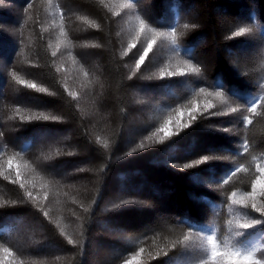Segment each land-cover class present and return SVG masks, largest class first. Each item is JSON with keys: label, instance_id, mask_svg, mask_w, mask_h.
<instances>
[{"label": "trees", "instance_id": "obj_1", "mask_svg": "<svg viewBox=\"0 0 264 264\" xmlns=\"http://www.w3.org/2000/svg\"><path fill=\"white\" fill-rule=\"evenodd\" d=\"M0 2L5 4H0V55L5 58L0 62V219L12 222V217L19 220L20 214L30 216L41 226V230L36 227L41 231L37 232L39 243L60 249L59 264H123L140 248L145 249L140 264H198L202 253L178 243L193 229L215 231L221 252L226 250V243L231 249L237 240L248 245L260 238L264 223L249 230L237 225L248 219L245 212L264 217L239 205L230 213L227 197L237 192L239 199L240 193L251 191V182L259 175L256 167L264 164V108L244 112L251 125L242 123V117L235 113L218 117L201 113L208 102L228 112L230 107L245 106L264 95V0ZM125 3L133 7L122 8ZM191 5L195 17L186 11ZM242 11L244 18L236 19ZM137 17L159 31L176 27L183 33L178 37L179 54L168 42L158 41L136 69V60L146 46H140L139 51L128 50L129 43H137ZM185 23L194 27L186 29ZM61 26L67 39L60 35ZM240 27H252L253 31L232 37ZM249 39L257 41L259 51L253 57L240 58L236 47ZM202 41L206 43L202 53L208 57L196 56ZM125 51L128 54L122 55ZM189 54L201 69L199 75L161 76L162 69L185 70L182 61ZM63 68L68 76L61 73ZM13 72L48 91L37 92L18 84ZM183 81L187 82L181 92L168 96L163 103L155 101L146 115L136 109V101L148 100L144 89L165 91ZM228 83L236 89L226 88ZM200 88L208 93L225 92L228 104L222 105L218 98L205 93L197 95ZM69 92H75L76 97ZM192 102L200 106L194 122L189 119ZM176 108L184 113L180 121L188 123L187 128L176 124L172 116ZM42 109L58 119H23ZM170 116L168 127L173 135L160 140L164 133L157 130ZM214 123L221 125L215 129ZM52 131L60 132V139L46 149L39 141ZM97 137L106 140L108 147ZM17 139L20 142L16 143ZM245 143L247 153L243 151ZM140 144L145 147L140 148ZM206 155L227 159L182 168L183 163ZM8 157L21 165L24 188L11 182L15 172L7 168ZM241 164L251 171L237 173L222 188L216 186ZM61 166L75 172L68 176L60 171ZM122 185L140 192H125L115 209L113 190ZM34 188L46 192L37 196L43 198L41 203L34 196L36 205L25 195L26 191L34 193ZM50 194L55 199L51 200ZM107 198L112 199L109 204L104 202ZM121 201L135 203L125 206ZM256 203L264 204V197L258 196ZM38 204L41 209L35 207ZM164 214L168 217L157 218ZM107 227L121 234L120 242L108 238ZM9 231L1 222L0 244L11 245ZM236 231H247V235L236 237ZM69 239L73 243H68ZM50 249L40 246L26 250L34 256L52 258L55 254Z\"/></svg>", "mask_w": 264, "mask_h": 264}, {"label": "snow or ice", "instance_id": "obj_2", "mask_svg": "<svg viewBox=\"0 0 264 264\" xmlns=\"http://www.w3.org/2000/svg\"><path fill=\"white\" fill-rule=\"evenodd\" d=\"M101 3L104 2V0H100ZM133 7L132 4L125 3L122 5V8L124 9H131ZM113 15H119V13H113ZM61 17L63 18V13H61ZM139 20V28L136 32V41L137 43H129L128 44V50H131L133 48H136L137 51L140 50V46L146 43V46H143L142 54L139 55V58L136 60V69H140L141 65L144 64L146 57L149 56V53L153 51L154 45H156L159 42H168V44L171 45L172 51L179 54V45H178V37L183 35V33H178L176 30V27H171L169 31H159L157 27L150 26L149 23H147L144 19ZM91 23V22H89ZM93 27H96V25H92ZM194 27V25H189L185 23L183 25L184 28ZM252 27H240L238 31H235L231 34L232 37H239L243 35L244 33L252 32ZM143 34V39H142ZM60 35L64 36L65 39H67V34L64 31L63 26H61ZM231 38V37H230ZM70 43V41H69ZM57 53L54 51L52 53L53 56H55ZM127 51L122 53V55H127ZM182 63L185 66V70H180L177 72H165L163 69L161 70V76H167V77H173L176 75L179 76H185V75H199L201 73V69L197 67L195 64L192 63V57L189 54L188 59H185L182 61ZM87 75V73H86ZM13 78L16 80L18 84L24 85L28 88L35 89L37 92H47L48 90L44 87H41L37 85L36 83H33L31 81H26L21 79L18 75H16L15 72L12 73ZM262 88H264V85H261ZM219 89V87H216ZM67 91V88H65ZM200 93H205L209 96H215L219 99L220 104L226 105L228 104V96L225 92L222 91H214L211 93H208L205 88H200ZM69 95H71L73 98L76 97L75 92H69ZM264 108V95L259 96L258 98H253V100L245 105L240 106L237 105L236 107H230L228 112H224L219 110L217 108L216 104H213L211 102L206 103L203 106V112L201 115H205L208 117L211 116H221V115H229L230 113L238 114V117H242V123H246L248 125L252 124V120L249 118V116L244 115V112L248 113H254L257 109V107ZM200 106L196 104L195 102H192V107L189 110V119L191 121H196L197 119V110ZM215 109V110H214ZM19 111V110H17ZM177 113L176 117V124L180 128H187L189 126L188 123H181L180 117L184 115L180 111L179 108H176L174 110ZM23 119L26 120H57L58 117L45 115L44 113L39 114H33L29 117H23ZM171 116L169 117V120L165 121L164 125L158 129L157 131H162L164 133L163 137H160V140L165 139L166 137H169L173 135V133L170 131L168 125L171 121ZM223 131L227 132L229 129L224 128ZM156 133H152V136H155ZM3 136V133L0 132V137ZM152 137H148V139H151ZM97 141L99 143H102L104 147H108V142L106 140H100L99 137H97ZM140 148H144V144L139 145ZM249 150V146L247 143L243 145V151L244 153H247ZM133 152H135V149H133ZM19 155V153H17ZM213 159H227V157L217 156V155H206L202 156L196 160H192L191 162L183 163L182 168L183 169H189L196 166H199L200 164L206 163L209 160ZM255 160V157H253ZM7 168L8 170L15 172V179H13L11 182L16 184L19 183L21 188H24V183L20 182V164H14L13 158L8 157L7 161ZM178 167L180 165H177ZM251 169L249 167L244 166L243 164L235 167V169L231 172V175L228 176L227 179L223 180V183H218L216 186L218 188H222L224 185H228L232 179L233 176H235L237 173L240 172H250ZM256 172L259 175H256L255 178L251 182V191L245 190L244 192L239 194V199L237 198L238 193L232 192L230 196L227 197V200H229L231 203L228 204V211L231 213L234 211V206L239 205L244 209L251 208L252 212L259 213V217H264V204L258 205L256 203L257 197H264V164H258L256 167ZM2 171H0V175H2ZM6 179L8 177H5ZM25 195L30 199H36V197L33 196V193L31 191H26ZM251 201V203H249ZM4 203H7L6 201ZM13 204L16 203V201H12ZM121 203H127L126 201H121ZM87 211V209H85ZM47 215V213H45ZM245 216L248 217V219L245 220L243 224H238L237 226L240 229L249 230L253 229L254 226L259 225L261 223H264V219L253 217L250 212H245ZM232 223L231 221L229 222ZM189 228H192L191 226H188ZM63 231V230H62ZM234 235L236 237L243 238L247 235V231H236L234 232ZM195 237V239H193ZM199 242L197 244L196 242ZM68 243H73L71 239L68 240ZM178 243L183 244L185 247H190L197 249L202 255H200L198 259V264H221L222 258L226 257V261L224 264H264V232L260 233V238L254 241L251 244L245 245L242 240L235 241L234 245L231 249L228 248L227 243L225 244V251L221 252L219 250L220 248V239L217 236L215 231L204 233L199 229H193L191 234H186L183 237L182 241H178ZM175 247V244L172 245ZM0 249H2L3 253L6 256H13L15 253L12 251L11 247H5L3 244H0ZM145 251L144 248H140L138 251L135 252V254L130 259H125L123 261V264H140L139 257L141 256V253ZM160 253H157L159 255ZM167 255V253H164ZM155 258V257H153Z\"/></svg>", "mask_w": 264, "mask_h": 264}, {"label": "rangeland", "instance_id": "obj_3", "mask_svg": "<svg viewBox=\"0 0 264 264\" xmlns=\"http://www.w3.org/2000/svg\"><path fill=\"white\" fill-rule=\"evenodd\" d=\"M146 1H144L145 3ZM1 5H5L4 3H1ZM149 10H152V9H149ZM187 12H189L190 16L192 17H195L196 14L195 12L193 11V7L191 5V7L189 9H186ZM244 18V11L240 12V14L237 16L236 19H239V18ZM57 27H58V24H57ZM205 41H202V43H200V45H198V48H199V51L198 53L196 54L197 57L199 56H204L205 57L209 56L205 53H202V50H201V47H203V45H205ZM5 48V47H4ZM236 51H237V54L239 55L240 58H243V59H246V58H250V57H253L255 56L259 49H258V43L257 41L255 40H252V39H249V40H246L244 41L243 43L239 44L237 47H236ZM6 53V52H5ZM1 54L3 55V53L1 52ZM4 56H1L0 55V62H3L4 61ZM57 69L60 73V66L58 65L57 66ZM68 70H66V68H63V72H61L63 75L66 73L67 76H68ZM23 79V78H21ZM214 79L213 77H211V80ZM67 81H70L71 80L69 79V77L67 78ZM187 81H183L182 83H175V84H172L170 87H168L165 91L163 88L159 89L158 91L154 90V89H149V90H146L144 89V93L147 95V99L148 100H145V99H140L139 101H136V109L138 110L139 113H143V114H147L149 112V110L151 109L150 106H155L157 103H154L155 101H158L160 103H163L164 100L169 96H173V95H176L178 94L179 92H181V89L182 86L186 83ZM226 88H229V89H236L235 86H232L230 85V83L228 84H225L224 85ZM245 86V85H244ZM69 88H71L70 86H68ZM153 94V96H152ZM234 93L232 92V95ZM234 96V95H233ZM237 96V95H236ZM44 113L45 115H48L49 117L51 115H53L51 112H49L48 110H45V109H42V110H38L36 112H32L30 113V116H32L31 114L33 113ZM174 115V116H173ZM172 116L174 117V119L177 117V113H175V111L172 113ZM138 116H136L137 118ZM214 117H218V116H214ZM213 118V117H212ZM12 119V118H11ZM213 125H215V129H218L219 128V123H214ZM64 133V132H63ZM157 136H155V139H156ZM60 139V132H57V131H52L49 135L45 134V135H42V141L40 140L39 141V144L40 145H43V146H46V149H49L51 147H53L55 141L59 140ZM20 142V139H17V142L18 143ZM51 142V143H50ZM56 144V143H55ZM76 167V166H75ZM60 171L61 172H64L66 174L69 175H72L73 172H75V169L74 170H67L65 168H63L62 166L60 167ZM30 175L27 174V177H29ZM41 186V185H39ZM37 186V187H39ZM42 187V186H41ZM36 188V187H35ZM33 189V192L36 194L34 195L33 193V196H39L38 194L41 193L42 191H37L36 189ZM114 196L112 199H115L112 203H113V208L117 209V207L119 206H116V202L117 201H120V199L124 198V193L125 192H140L138 188H132V187H128L125 188L122 186H119L118 189L114 188ZM46 195V192H42L41 196H45ZM51 195V200L55 199V196L53 194H50ZM42 197H37L38 200H39V203H41V201H43V198ZM112 199H104V202L105 203H108L112 200ZM47 200V199H46ZM31 202L33 204V202H35L34 205H36V201H34L33 199H31ZM3 203V202H1ZM135 203V201H134ZM132 201H127V203H124L125 206H130V205H133L134 204ZM147 205H149L148 201L145 203ZM39 205V206H38ZM37 206H35L36 208L38 209H41V205L38 204ZM20 219L19 220H16L12 217V222H7V220L5 219H0V223H6L7 226L9 227L10 231H9V235H8V240L9 242L11 243L10 246L8 245H4L5 247H12L11 249H13L15 255L13 256H6L2 249H0V264H59L60 263V249L56 248V247H51L49 246V244H40V240H38V233L37 232H41V226L39 223H37L35 220L33 221V219H30L27 215H23V214H20ZM165 218V217H168L167 215H157V218ZM10 220V219H9ZM35 226V228H34ZM12 227V228H11ZM36 227H39L40 230H37ZM103 227V226H102ZM105 227V226H104ZM109 229V231H108ZM127 228H125L124 230L126 231ZM124 230H120L121 232H123ZM116 230H114L112 227H107V236L109 239H112L114 242H120V235L119 234H114L113 232H115ZM130 231V230H129ZM118 236V237H117ZM121 242H123L121 240ZM15 246V247H14ZM44 247L45 249L49 250V247L50 248H53V249H50V251L53 250L52 253L55 254V256H52V258H47V257H44V258H41L42 256H34V253H29L28 250L26 249H31V250H34V249H37L39 247ZM42 251V250H41ZM59 253V254H58ZM109 251L106 252V254L104 255H108ZM59 255V256H58ZM103 255V256H104ZM226 257L224 258V260L222 259L221 260V264H224V262L226 261Z\"/></svg>", "mask_w": 264, "mask_h": 264}]
</instances>
